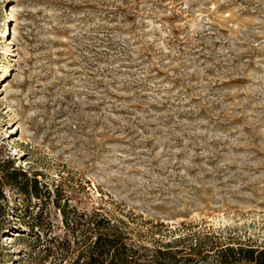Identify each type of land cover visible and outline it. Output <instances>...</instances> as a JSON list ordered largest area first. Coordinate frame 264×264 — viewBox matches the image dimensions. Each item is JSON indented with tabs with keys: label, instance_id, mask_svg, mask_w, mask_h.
Masks as SVG:
<instances>
[{
	"label": "rangeland",
	"instance_id": "1",
	"mask_svg": "<svg viewBox=\"0 0 264 264\" xmlns=\"http://www.w3.org/2000/svg\"><path fill=\"white\" fill-rule=\"evenodd\" d=\"M6 158L149 247L264 246V0H0ZM3 192L0 264H69L54 202Z\"/></svg>",
	"mask_w": 264,
	"mask_h": 264
},
{
	"label": "trees",
	"instance_id": "2",
	"mask_svg": "<svg viewBox=\"0 0 264 264\" xmlns=\"http://www.w3.org/2000/svg\"><path fill=\"white\" fill-rule=\"evenodd\" d=\"M5 187L54 202L62 224L73 237L72 244L64 241L72 253L69 264H264V246L224 242L213 233L185 232L167 241L153 239L149 247L122 219L114 221L100 213L87 215L66 201L61 203L57 186L56 193L46 189L42 196L36 175L28 176L8 158L0 162V202L7 205Z\"/></svg>",
	"mask_w": 264,
	"mask_h": 264
}]
</instances>
